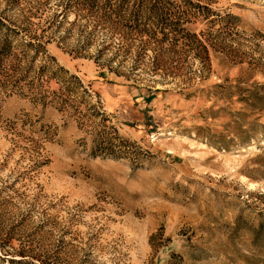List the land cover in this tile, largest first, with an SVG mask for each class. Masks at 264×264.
Masks as SVG:
<instances>
[{
  "label": "rangeland",
  "instance_id": "374dc122",
  "mask_svg": "<svg viewBox=\"0 0 264 264\" xmlns=\"http://www.w3.org/2000/svg\"><path fill=\"white\" fill-rule=\"evenodd\" d=\"M117 4L0 0V264H264V0Z\"/></svg>",
  "mask_w": 264,
  "mask_h": 264
},
{
  "label": "trees",
  "instance_id": "16d2710c",
  "mask_svg": "<svg viewBox=\"0 0 264 264\" xmlns=\"http://www.w3.org/2000/svg\"><path fill=\"white\" fill-rule=\"evenodd\" d=\"M120 1H121V0H118V4H117L118 6H117V5L112 6V7L110 6L109 9L111 10V13H119V15H120V11H121V9L124 7L123 4H119ZM116 6H117V11H118V12H115V11H116V9H115ZM119 15H118V18H119V19H121V18L124 19V18H125V17H120ZM133 27H136V25H134Z\"/></svg>",
  "mask_w": 264,
  "mask_h": 264
}]
</instances>
